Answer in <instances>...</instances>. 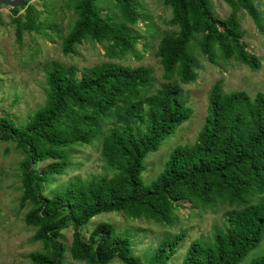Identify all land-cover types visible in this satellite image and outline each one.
Wrapping results in <instances>:
<instances>
[{
  "label": "trees",
  "instance_id": "1",
  "mask_svg": "<svg viewBox=\"0 0 264 264\" xmlns=\"http://www.w3.org/2000/svg\"><path fill=\"white\" fill-rule=\"evenodd\" d=\"M28 1L8 9L16 41L36 26ZM99 1L68 0L75 18L61 40L62 54H73L83 40L97 42L109 57L134 54L137 36L127 28L138 18L134 0H102L118 10V22L102 16ZM220 1L230 9L224 18L212 14L210 0H162L175 30L164 32L157 43L155 56L165 82L152 94H146L152 71L145 66L106 62L77 75L72 65L50 62L44 69L42 105L21 126L0 115V142L12 141L22 155L18 207L28 206L23 222L34 229L31 241L42 247L27 254V264H65L57 237L66 226L72 229L68 251L73 262L109 264L116 259L120 264H143L132 255L127 233L98 223L84 240L80 228L109 212L167 225L182 200L208 209L216 204L236 208L225 213V224L213 230L211 243L191 241L180 264H239L257 246L264 231V89L250 96L242 90L224 92L215 82L194 142L175 146L149 185L139 177L145 155L156 151L192 113L179 84L170 80H195L196 64L189 54L195 36L209 64L218 56L251 71L259 68L258 59L241 41L236 16L242 10L261 32L259 12L252 0ZM99 136L100 156L111 174L74 177L44 195V185L67 168L68 149ZM184 237V231L166 235L145 264H165ZM248 264H264V253Z\"/></svg>",
  "mask_w": 264,
  "mask_h": 264
},
{
  "label": "rangeland",
  "instance_id": "2",
  "mask_svg": "<svg viewBox=\"0 0 264 264\" xmlns=\"http://www.w3.org/2000/svg\"><path fill=\"white\" fill-rule=\"evenodd\" d=\"M137 21L127 28L137 36L134 54L127 53L119 58L109 57L103 47L95 41L83 40L76 45L73 54L64 55L60 51L62 38L67 34L75 15L68 0H29L34 10L36 26L34 30L23 31L20 40L14 37L12 16L8 7L0 5V115L11 119L16 126H21L32 112L40 107L44 100V69L50 62L63 66L72 65L79 72L86 67L113 63L123 66H145L151 69V84L147 95L152 94L165 82L162 70L155 56L157 43L164 32L175 30L169 24L171 14L162 0H134ZM261 17L259 32L242 10L236 16L242 31L241 41L246 50L255 55L259 68L251 71L244 65L230 60H222L216 56L214 63L209 64L198 49L199 36L189 44V54L196 64L195 80L188 84H180L173 76L171 82L178 83L181 95L191 108L190 117L164 138L154 152L145 155L140 180L149 185L162 170L169 153L177 145L192 144L206 116V96L209 88L219 82L224 92L242 90L253 96L264 89V0H252ZM211 12L217 18H224L230 9L220 0H210ZM102 16H111L119 21V12L105 1L98 3ZM20 10L18 14H22ZM110 127L108 124L105 128ZM100 138L90 144L74 146L68 149V166L61 175L52 177L44 185L43 194L52 195L72 178L111 174L100 156ZM22 155L15 149L12 141L0 142V264H27V254L41 251L38 242H32L34 229L23 222V215L28 206L18 207L20 181L18 163ZM235 206L216 204L212 209L192 206L188 201L178 202L172 213L171 222L167 225L156 224L144 219H131L121 213L109 212L94 216L79 232L86 240L89 232L98 223L110 224L116 232L127 233L132 240V255L143 264L147 257L166 235L179 231L185 237L176 247V252L165 264H180L188 244L193 240L203 243L212 242L214 229H221L225 224V213ZM72 229L63 228L57 241L63 246L62 259L65 264H84L73 262L69 255ZM264 253V231L257 246L249 251L239 262H248ZM109 264H120L113 259Z\"/></svg>",
  "mask_w": 264,
  "mask_h": 264
},
{
  "label": "water",
  "instance_id": "3",
  "mask_svg": "<svg viewBox=\"0 0 264 264\" xmlns=\"http://www.w3.org/2000/svg\"><path fill=\"white\" fill-rule=\"evenodd\" d=\"M25 0H0V5L8 8H18Z\"/></svg>",
  "mask_w": 264,
  "mask_h": 264
}]
</instances>
